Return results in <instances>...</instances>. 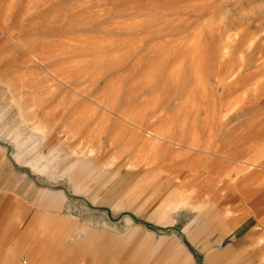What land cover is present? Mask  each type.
I'll return each mask as SVG.
<instances>
[{
	"label": "rangeland",
	"instance_id": "1",
	"mask_svg": "<svg viewBox=\"0 0 264 264\" xmlns=\"http://www.w3.org/2000/svg\"><path fill=\"white\" fill-rule=\"evenodd\" d=\"M0 143L96 202L264 224V0H0Z\"/></svg>",
	"mask_w": 264,
	"mask_h": 264
},
{
	"label": "crops",
	"instance_id": "2",
	"mask_svg": "<svg viewBox=\"0 0 264 264\" xmlns=\"http://www.w3.org/2000/svg\"><path fill=\"white\" fill-rule=\"evenodd\" d=\"M79 185L46 180L0 143V264H264L260 211L214 225L151 183L117 205Z\"/></svg>",
	"mask_w": 264,
	"mask_h": 264
}]
</instances>
